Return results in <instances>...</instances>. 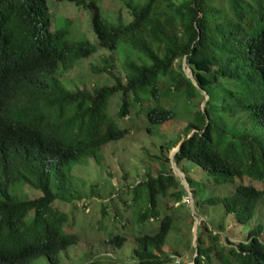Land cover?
I'll use <instances>...</instances> for the list:
<instances>
[{
    "label": "trees",
    "instance_id": "trees-1",
    "mask_svg": "<svg viewBox=\"0 0 264 264\" xmlns=\"http://www.w3.org/2000/svg\"><path fill=\"white\" fill-rule=\"evenodd\" d=\"M49 1L62 0H0V264H34L41 256L58 264L60 253L78 242L53 203L80 199L84 181L73 168L91 157L100 163L99 149L127 134L107 111L117 92L119 115L136 103L149 131L178 118L186 123L153 156L156 174L131 186L132 219L158 225L134 235L130 264H170L179 256L164 251L188 196L170 167L173 147L196 217L206 204L221 205L240 224L252 219L264 195V0H124L127 21L120 13L110 20L96 0H67L90 10L93 40L67 38L66 25L53 29ZM121 46L129 49L121 63L125 83L116 78L86 90L64 78L98 48ZM108 59L93 71H109ZM193 166L204 179L192 181ZM227 183H236L228 194H206L208 184ZM23 187L40 195L23 198ZM163 198L172 203L166 200L161 214ZM263 225L227 247L201 222L192 264H210L213 251L221 264H264ZM125 241L111 234L104 242L121 248Z\"/></svg>",
    "mask_w": 264,
    "mask_h": 264
},
{
    "label": "rangeland",
    "instance_id": "rangeland-1",
    "mask_svg": "<svg viewBox=\"0 0 264 264\" xmlns=\"http://www.w3.org/2000/svg\"><path fill=\"white\" fill-rule=\"evenodd\" d=\"M96 3L110 20H115L119 13L125 21L130 19L124 0H96ZM49 7L53 29L66 25L67 38L93 40L89 9L67 0L49 1ZM128 55L129 49L126 46H121L114 51L98 48L94 54L81 59L71 70L64 73V78L68 80V83H73L74 86L86 90H92L95 86L104 84L113 85L116 78L121 83H125L121 63ZM109 56H112L113 61H109ZM102 59H108L109 71L94 72L93 68L101 66ZM178 63L176 61L174 65L177 66ZM181 63L184 73L188 74L187 65L184 61ZM122 97V92L111 96L108 100L107 111L118 127L127 130V134L121 139L104 144L99 149L100 163L91 157L87 164L73 168V174L84 181V184L78 182L77 186L81 194L80 199L71 202L54 201L53 203L56 208L67 215V222L64 224L65 231L79 236L77 243L60 253L58 264H130L133 262L131 251L134 235L140 231L154 232L157 228L158 220L155 222L150 218L139 224L132 219L131 186L146 177L147 173L156 174L159 167L153 160V156L161 155V143L178 136L186 123L184 118H178L152 126L149 131L146 128L147 118L143 112H138L136 103L129 105L128 112L123 117L119 115ZM127 98L132 102L133 94L129 92ZM149 103H152L151 99ZM176 148L169 150V158ZM163 153L165 154L166 151ZM183 163L188 164L187 161ZM174 165L176 166L175 163ZM176 168L175 171L180 173L179 168L177 166ZM189 175L192 181L204 179V172L198 167L193 166ZM180 178L183 184L186 179L184 173ZM235 184L227 183L215 187L208 184L206 194L224 196L232 191ZM39 195L40 192L27 187H23L21 191L23 198H35ZM166 200L172 203L171 199L160 200L161 214L167 210ZM181 202H186V205L181 208L177 217L178 227L168 234L164 246V251L173 253L176 250L179 255L175 256L176 259L170 264L193 263L192 258L197 251L195 222L198 227L204 221L215 233L219 232L220 243L227 247L237 241L245 240L248 230L255 224H264V195L258 201L253 218L242 224L236 222L232 214L225 213L221 205H202L200 213L203 217L198 218L195 215L191 195L183 196ZM178 204L176 202L174 206ZM26 219L28 220L29 216ZM111 234L126 235L127 241L121 248L105 243V239ZM260 238L264 240V234ZM225 250L227 252V249ZM214 252H211L210 264H221L214 256ZM34 264L50 263L46 257L41 256L35 260Z\"/></svg>",
    "mask_w": 264,
    "mask_h": 264
},
{
    "label": "water",
    "instance_id": "water-1",
    "mask_svg": "<svg viewBox=\"0 0 264 264\" xmlns=\"http://www.w3.org/2000/svg\"><path fill=\"white\" fill-rule=\"evenodd\" d=\"M188 70H189V73L187 74V76L189 77V78H191L192 79V73H191V70L188 68ZM208 98V96H206L205 97V99H207ZM178 148L179 147H177L176 149H174V151L172 152V154H171V164H172V169H173V171H174V173L176 174V175H178L179 177H182L183 176V173L182 172H180V173H177L176 171H175V169H177L176 168V166L174 165V163H173V160H172V158H173V155H174V153L178 150ZM185 182L183 183V185H184V187H185V189L187 190V192H188V194L189 195H191V192H190V189H189V186H188V183H187V181H186V179L184 180ZM193 204V203H192ZM193 210V209H192ZM194 211V210H193ZM196 219V218H195ZM196 228H197V224H196V222H195V224H194V233H196ZM195 238H196V235H195Z\"/></svg>",
    "mask_w": 264,
    "mask_h": 264
}]
</instances>
